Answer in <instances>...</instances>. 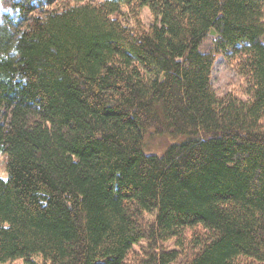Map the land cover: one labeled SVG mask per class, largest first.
Masks as SVG:
<instances>
[{
    "label": "trees",
    "instance_id": "1",
    "mask_svg": "<svg viewBox=\"0 0 264 264\" xmlns=\"http://www.w3.org/2000/svg\"><path fill=\"white\" fill-rule=\"evenodd\" d=\"M11 2L0 263L264 264V0ZM217 56L246 99L215 93ZM162 134L184 138L147 153Z\"/></svg>",
    "mask_w": 264,
    "mask_h": 264
},
{
    "label": "rangeland",
    "instance_id": "2",
    "mask_svg": "<svg viewBox=\"0 0 264 264\" xmlns=\"http://www.w3.org/2000/svg\"><path fill=\"white\" fill-rule=\"evenodd\" d=\"M61 4V3H60ZM11 0H0V18L3 14H9L13 16V19L17 17V12L14 11L11 7ZM125 12V10H124ZM141 21L145 26H149L152 21V15L147 7L142 8L141 12ZM122 20L125 24H131V20L127 14H124ZM214 38L213 32H210L206 39L203 40L201 44L202 50H208L211 46L212 39ZM211 83L215 93L218 96H223L224 94H234L239 96L241 99H246L241 90L242 80L237 75L236 71L230 65V63L223 56H217L213 65ZM184 137L182 136H171L168 134H162L160 136H149L145 138V151L151 154H162L167 145L172 143H178L182 141ZM8 173L5 167V157L0 153V177L7 179ZM146 222H151L152 217L147 215L145 217ZM168 249L174 248V243L169 242L165 245ZM135 255H140L146 250V244L143 242L140 246L133 248ZM34 264H40L41 258L39 255H34L32 257ZM0 264H27L23 259H16L12 261H7ZM126 264H130L127 262ZM134 264V263H131Z\"/></svg>",
    "mask_w": 264,
    "mask_h": 264
}]
</instances>
